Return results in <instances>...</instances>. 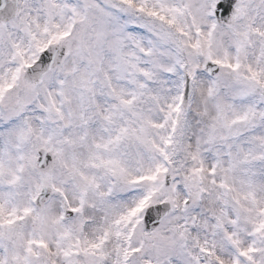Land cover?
I'll list each match as a JSON object with an SVG mask.
<instances>
[{
  "label": "snow or ice",
  "instance_id": "1",
  "mask_svg": "<svg viewBox=\"0 0 264 264\" xmlns=\"http://www.w3.org/2000/svg\"><path fill=\"white\" fill-rule=\"evenodd\" d=\"M0 264H264V0H0Z\"/></svg>",
  "mask_w": 264,
  "mask_h": 264
}]
</instances>
